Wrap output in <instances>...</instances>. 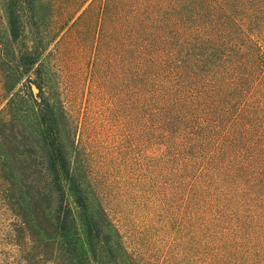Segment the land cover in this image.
Segmentation results:
<instances>
[{"label":"trees","instance_id":"trees-1","mask_svg":"<svg viewBox=\"0 0 264 264\" xmlns=\"http://www.w3.org/2000/svg\"><path fill=\"white\" fill-rule=\"evenodd\" d=\"M2 1L4 78L21 91L33 73L36 92L0 107V264H264V0H61L44 26L40 0ZM81 21L78 60L123 82L130 170L109 181L143 214L145 251L46 96L47 57L72 55L48 46Z\"/></svg>","mask_w":264,"mask_h":264},{"label":"rangeland","instance_id":"rangeland-1","mask_svg":"<svg viewBox=\"0 0 264 264\" xmlns=\"http://www.w3.org/2000/svg\"><path fill=\"white\" fill-rule=\"evenodd\" d=\"M3 7V1L0 0V36L3 34L5 23ZM37 9L44 26V23L48 24L62 11L63 5L61 0H40ZM78 13L79 11L76 14ZM24 18L27 19L26 13ZM85 18L84 21L94 28L93 19L92 22L88 21L90 20L88 15ZM84 21L78 23V33L71 30L64 37V29L49 44L50 50L63 36L66 39L63 44L61 41L60 50H70L72 55L69 60H60L54 53L47 57L50 68L46 76V96L55 102L61 111L62 136L70 152L79 163L93 169L96 177L98 176L101 180L103 204L120 233L124 235V240L128 245L134 246V250L145 251L147 237L142 228L145 226L143 214L129 195L120 194V181L116 179L109 181L112 173L120 175L121 172L127 173L130 170L127 168L130 164L124 161L127 156V141L124 137L127 118L125 117L123 82L118 90L115 78L113 79L110 73L108 60L104 62L100 70L91 67L90 58L78 60L80 51L84 50L83 54L86 53V56L91 55L93 51L91 43L93 33L91 32L86 40L84 33H79L84 31L86 26ZM2 68L0 60V107L11 99H28L31 84L29 85L26 76L32 79L35 75L28 73L23 76L20 84L24 83V87H22L23 90L18 91L19 84L11 86L9 80L4 78ZM115 163H117L116 167ZM158 254L159 251L155 253L156 256ZM165 264L190 263L186 255H181L180 258L175 257L173 261L165 262Z\"/></svg>","mask_w":264,"mask_h":264},{"label":"water","instance_id":"water-1","mask_svg":"<svg viewBox=\"0 0 264 264\" xmlns=\"http://www.w3.org/2000/svg\"><path fill=\"white\" fill-rule=\"evenodd\" d=\"M31 91L33 92V93H35L36 92V87L33 85V84H31Z\"/></svg>","mask_w":264,"mask_h":264}]
</instances>
